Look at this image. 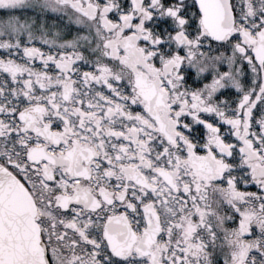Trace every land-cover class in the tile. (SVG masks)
<instances>
[{
	"label": "snow or ice",
	"instance_id": "snow-or-ice-1",
	"mask_svg": "<svg viewBox=\"0 0 264 264\" xmlns=\"http://www.w3.org/2000/svg\"><path fill=\"white\" fill-rule=\"evenodd\" d=\"M0 264H264V0H0Z\"/></svg>",
	"mask_w": 264,
	"mask_h": 264
}]
</instances>
